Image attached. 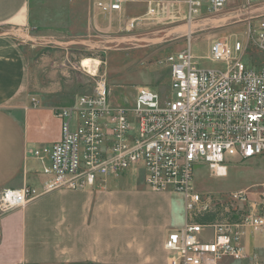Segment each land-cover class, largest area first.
<instances>
[{
    "label": "built area",
    "instance_id": "1",
    "mask_svg": "<svg viewBox=\"0 0 264 264\" xmlns=\"http://www.w3.org/2000/svg\"><path fill=\"white\" fill-rule=\"evenodd\" d=\"M138 2L100 1L97 6L106 15L122 14L126 5ZM144 3L146 14L130 19L127 32L147 17L184 23L188 30L185 47L166 59L168 92L139 86L130 104H113L108 84L101 79L91 94L78 96L71 106L54 108L61 138L32 151L40 164L38 183L3 190L0 216L56 191L98 189L133 172L141 174L150 189L185 199L186 222L165 242L169 264H262L245 239L264 235V180L259 192L203 194L196 188L195 173L205 166L213 177L222 178L229 175L231 164L264 161V15L244 39L224 37L210 43L209 58L223 68L207 70L200 68L193 52V27L222 13L228 0ZM251 43L261 54L259 64L249 53ZM32 103L39 106L35 98ZM230 206L240 211L247 207L239 221L204 220L215 208L228 211Z\"/></svg>",
    "mask_w": 264,
    "mask_h": 264
},
{
    "label": "crops",
    "instance_id": "2",
    "mask_svg": "<svg viewBox=\"0 0 264 264\" xmlns=\"http://www.w3.org/2000/svg\"><path fill=\"white\" fill-rule=\"evenodd\" d=\"M100 1L111 0H0V195L36 185L40 164L32 151L61 138L53 112L60 105L31 93L29 61L14 31H28L35 8L91 14L101 12ZM144 1L120 15L146 14ZM186 219L182 195L154 191L132 172L98 189L56 191L0 216V264H169L165 242Z\"/></svg>",
    "mask_w": 264,
    "mask_h": 264
},
{
    "label": "rangeland",
    "instance_id": "3",
    "mask_svg": "<svg viewBox=\"0 0 264 264\" xmlns=\"http://www.w3.org/2000/svg\"><path fill=\"white\" fill-rule=\"evenodd\" d=\"M88 11L74 7L35 8L28 31H14L29 61L31 93L60 107L71 106L80 95L91 94L101 79L108 84L113 104H130L139 86L167 93L171 78L166 59L185 47L186 25L160 23L155 17H147L136 30L127 32L130 14ZM140 12L138 9L132 15ZM144 15L142 12L137 18ZM263 15L264 0H228L222 13L211 21L194 25L192 48L200 68L222 69L223 64L209 58L210 43L224 37L244 39ZM249 53L259 64L261 54L252 43ZM87 59L97 62L93 70L83 67ZM263 180L261 159L231 164L227 177H213L205 166L195 173L196 188L203 194L223 195L243 189L259 192ZM238 209L215 208L209 220L222 221L228 217L239 221L247 207L239 209L240 212ZM249 238L253 252L264 264V235H249ZM221 264L240 263L226 260Z\"/></svg>",
    "mask_w": 264,
    "mask_h": 264
},
{
    "label": "bare ground",
    "instance_id": "4",
    "mask_svg": "<svg viewBox=\"0 0 264 264\" xmlns=\"http://www.w3.org/2000/svg\"><path fill=\"white\" fill-rule=\"evenodd\" d=\"M95 61V60H94ZM95 66H97V62L95 61L94 63H93V60H91V59H87V60H85L84 62H83V67H85V68H91L92 70H93V68L95 67Z\"/></svg>",
    "mask_w": 264,
    "mask_h": 264
},
{
    "label": "trees",
    "instance_id": "5",
    "mask_svg": "<svg viewBox=\"0 0 264 264\" xmlns=\"http://www.w3.org/2000/svg\"><path fill=\"white\" fill-rule=\"evenodd\" d=\"M205 221L209 220V219H204ZM203 221V220H202Z\"/></svg>",
    "mask_w": 264,
    "mask_h": 264
}]
</instances>
